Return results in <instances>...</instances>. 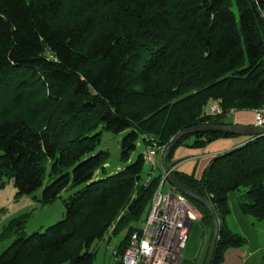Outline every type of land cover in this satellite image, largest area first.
I'll return each mask as SVG.
<instances>
[{
  "label": "trees",
  "instance_id": "obj_1",
  "mask_svg": "<svg viewBox=\"0 0 264 264\" xmlns=\"http://www.w3.org/2000/svg\"><path fill=\"white\" fill-rule=\"evenodd\" d=\"M263 14L264 0H0V184L11 176L18 194L32 193L54 177L43 202L76 187L64 197L65 217L16 236L0 264H92L94 242L111 227L124 232L116 247L122 257L164 172L162 165L149 168L152 176L143 179V151L129 161L138 144L152 137L165 145L182 129L233 122L231 108L264 103ZM214 101L221 114L210 112ZM101 123L125 132L120 156L127 163L99 176L110 156L98 148L102 131L91 132ZM237 135L185 134L168 163L178 161L181 145ZM243 136L214 154L200 176L172 169L176 180L210 199L218 216L212 264L247 242L226 223L232 190L244 189L241 209L264 219V134ZM187 197L210 232V249L211 212Z\"/></svg>",
  "mask_w": 264,
  "mask_h": 264
},
{
  "label": "rangeland",
  "instance_id": "obj_2",
  "mask_svg": "<svg viewBox=\"0 0 264 264\" xmlns=\"http://www.w3.org/2000/svg\"><path fill=\"white\" fill-rule=\"evenodd\" d=\"M229 120L234 121V117H230ZM98 130L102 131L101 142L98 148H106L110 151L109 159L105 164L106 172L101 171L97 174L100 176L124 167L127 162L122 160L120 156L121 139L125 132L122 131L117 133L106 129L103 127L102 123L91 130V132ZM236 137L238 139L245 138L243 135H237ZM150 139L152 142L149 144L155 149V166L148 163L145 164L142 174L143 179L147 181H149L152 176V174L148 173L149 167L152 170V168H156L159 165L163 166L162 153L169 144L162 145L157 143L152 137H150ZM144 147L143 143H139L131 154L129 161L134 160ZM163 171L162 176L164 177L166 173L164 169ZM53 179L54 177L48 175L44 181V185L39 186L32 193L18 194L14 179L11 176L4 178V184H0V253L16 236L28 235L36 230L44 231L50 224L65 217L66 208L64 197L75 190L76 187L65 189L60 196L55 197L51 201L43 202L41 198L44 186ZM165 182L166 184L163 186L165 190L169 189L170 186L172 187L166 177ZM244 197V189L232 190L228 195L230 212L226 215V223L234 231L243 234L247 238L246 243L233 248L247 250L244 255L248 256L249 259L246 263L243 262V264H264V219H258L252 214L245 213L241 209L240 202ZM200 218L201 216L197 219ZM17 221H19V223ZM21 224L23 225L22 227H20ZM112 229L113 227L108 230L104 238H100L94 242L93 248L96 251V255L92 264H123L122 262H118L121 255L118 254L117 257L115 249L122 239L124 232L113 234ZM232 260H234V258ZM230 261L229 264L231 263Z\"/></svg>",
  "mask_w": 264,
  "mask_h": 264
},
{
  "label": "built area",
  "instance_id": "obj_3",
  "mask_svg": "<svg viewBox=\"0 0 264 264\" xmlns=\"http://www.w3.org/2000/svg\"><path fill=\"white\" fill-rule=\"evenodd\" d=\"M252 110L253 124L264 127V103ZM210 112H223L219 101L212 102ZM235 112V108H231L226 116L230 118ZM151 146L148 144L144 147L143 155L145 164L155 166V149ZM165 177L166 174L154 192L150 211L142 228L134 230L130 236L122 255L123 264H181L189 238L190 224L201 216V213L181 191L173 187L165 190Z\"/></svg>",
  "mask_w": 264,
  "mask_h": 264
},
{
  "label": "crops",
  "instance_id": "obj_4",
  "mask_svg": "<svg viewBox=\"0 0 264 264\" xmlns=\"http://www.w3.org/2000/svg\"><path fill=\"white\" fill-rule=\"evenodd\" d=\"M253 120V110L245 109L236 112L233 122L253 124ZM245 138L238 139L236 136L220 137L203 147L181 145L177 147L174 152L173 160L178 161L173 167L186 173L194 172L197 176H200L214 154L242 143L245 141ZM209 234L210 232L205 230L200 219L192 222L187 245L182 255L181 264H204L209 250ZM246 252L247 250L242 248L235 249L229 247L225 251L224 260L221 263L229 264L230 260V264L246 263L249 259L248 256L244 255ZM233 258L234 260H232Z\"/></svg>",
  "mask_w": 264,
  "mask_h": 264
},
{
  "label": "water",
  "instance_id": "obj_5",
  "mask_svg": "<svg viewBox=\"0 0 264 264\" xmlns=\"http://www.w3.org/2000/svg\"><path fill=\"white\" fill-rule=\"evenodd\" d=\"M208 130H220V131H229L238 135H262L264 134V127L256 126L252 123H238V122H231V123H204L194 125L185 129L180 130L169 142L167 147L164 149L162 153V164L166 173V178L172 187L175 190L181 191L186 196L195 198L201 202H203L210 210L212 218L214 220V234L213 239L210 245L209 254L207 256L205 264H212L215 249L217 245V240L219 238V228L220 223L218 216L215 212V209L210 201V199L201 196L200 194L194 192L193 190L189 189L188 187L184 186L178 180L175 179L172 169L173 166H170L168 163V155L176 145L177 141L185 134L196 132V131H208ZM192 223L190 224L191 228Z\"/></svg>",
  "mask_w": 264,
  "mask_h": 264
}]
</instances>
